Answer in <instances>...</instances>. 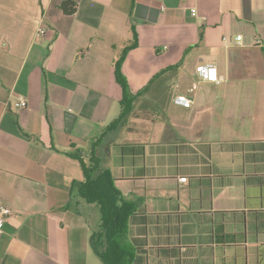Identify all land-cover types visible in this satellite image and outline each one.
<instances>
[{"label": "crops", "instance_id": "1", "mask_svg": "<svg viewBox=\"0 0 264 264\" xmlns=\"http://www.w3.org/2000/svg\"><path fill=\"white\" fill-rule=\"evenodd\" d=\"M64 1L0 0V264H103L93 153L138 205L134 264H264V0Z\"/></svg>", "mask_w": 264, "mask_h": 264}, {"label": "trees", "instance_id": "2", "mask_svg": "<svg viewBox=\"0 0 264 264\" xmlns=\"http://www.w3.org/2000/svg\"><path fill=\"white\" fill-rule=\"evenodd\" d=\"M61 9L67 15L77 12V4L65 0ZM116 77L124 90L121 114L107 129L113 130L122 124L134 109V99L130 96L127 81L121 75V61L116 66ZM82 166L85 181L80 185L81 196L90 204L100 207L102 222L100 230L93 236V245L103 264H134L136 248L129 240L130 218L138 210V205L127 201L118 189L110 170H103L101 161L93 156L88 165L79 155L70 154Z\"/></svg>", "mask_w": 264, "mask_h": 264}, {"label": "built area", "instance_id": "3", "mask_svg": "<svg viewBox=\"0 0 264 264\" xmlns=\"http://www.w3.org/2000/svg\"><path fill=\"white\" fill-rule=\"evenodd\" d=\"M197 11L195 9L192 10V15L195 16ZM40 34H44L45 31L40 30ZM237 41L242 40V36L238 35L236 37ZM199 76V83L200 82H215L220 83L223 81V78L219 76V74L216 72V68L214 66H208V67H202L198 71ZM198 89V84H194L187 93H179L175 97V102L181 106H184L186 108H189L193 105V101L189 97V94H193ZM18 106L20 109L27 108L28 106V100L26 98L20 97L18 99ZM181 182H187V178H181ZM13 216V211L11 208L6 207L5 205L0 204V234L4 230L5 223Z\"/></svg>", "mask_w": 264, "mask_h": 264}, {"label": "rangeland", "instance_id": "4", "mask_svg": "<svg viewBox=\"0 0 264 264\" xmlns=\"http://www.w3.org/2000/svg\"><path fill=\"white\" fill-rule=\"evenodd\" d=\"M89 208H93L94 210H96V213L98 211V216L100 219V222L102 221V213H101V210H100V207L96 204H93L92 206H90ZM94 217H95V213H93ZM94 224H96V221L93 220ZM184 225L186 227H189L190 229H192L193 227H199V226H202V224L204 223L205 227H207L209 225V221H204L201 220V219H198L196 216H190L189 218H185L184 219ZM98 227H100V224L98 225Z\"/></svg>", "mask_w": 264, "mask_h": 264}]
</instances>
